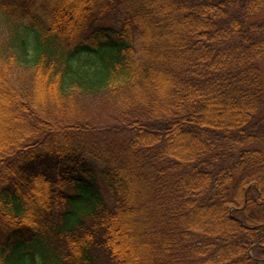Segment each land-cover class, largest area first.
<instances>
[{
  "label": "trees",
  "instance_id": "trees-1",
  "mask_svg": "<svg viewBox=\"0 0 264 264\" xmlns=\"http://www.w3.org/2000/svg\"><path fill=\"white\" fill-rule=\"evenodd\" d=\"M263 8L0 0V264H264Z\"/></svg>",
  "mask_w": 264,
  "mask_h": 264
},
{
  "label": "rangeland",
  "instance_id": "rangeland-1",
  "mask_svg": "<svg viewBox=\"0 0 264 264\" xmlns=\"http://www.w3.org/2000/svg\"><path fill=\"white\" fill-rule=\"evenodd\" d=\"M260 17L262 19H264V8L262 9V11L260 13ZM259 70H260L261 82H262L263 89H264V57L259 62ZM25 74H27V73H25Z\"/></svg>",
  "mask_w": 264,
  "mask_h": 264
}]
</instances>
